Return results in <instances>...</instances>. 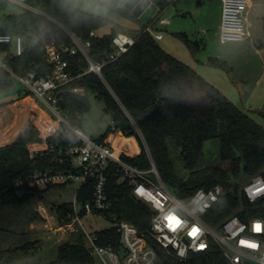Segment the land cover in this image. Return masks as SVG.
Wrapping results in <instances>:
<instances>
[{
  "label": "trees",
  "instance_id": "16d2710c",
  "mask_svg": "<svg viewBox=\"0 0 264 264\" xmlns=\"http://www.w3.org/2000/svg\"><path fill=\"white\" fill-rule=\"evenodd\" d=\"M97 1L119 17L138 23L139 28L134 33L136 41L128 51L104 65L103 79L92 72L84 73L87 63L80 54L66 56L72 74L84 73L65 86L60 103L70 122L79 124L82 113L89 107V94L92 93L103 101V112L110 114L114 127L124 136L137 138L141 151L127 159L142 167L148 165L143 138L161 179L179 198L188 200L197 189H208L218 183L222 185L223 192L214 210L216 219L232 214L240 204L248 206L233 178L242 171L249 180L264 168V128L191 66L166 52L151 34L143 32L146 24L124 7L125 0ZM4 2L0 0V5ZM28 4L32 9L27 8L9 17L13 19L11 33L23 36L26 43L21 55L8 57L10 67L19 75L29 71L38 76L51 73L52 66L41 40L70 45L71 40L60 24L88 38L91 30L109 22L107 17L87 12L67 0H28ZM165 4L161 1L160 8ZM262 25L264 28V16ZM0 31H8L6 23ZM117 31L113 24L109 33L92 39L91 56L94 59H100L104 51L111 50V39ZM32 35L39 40L29 45ZM179 36L192 51L199 47L198 40H192L182 32ZM4 51L7 54L12 52L10 44L0 46V53ZM209 62L215 66L224 64L216 57H210ZM14 85V81L1 71L0 89L8 91ZM75 87L82 88L83 92H71ZM197 88L207 91L202 111H198L188 98ZM18 95L17 99H20L30 93L22 88ZM64 139V136L54 134L46 141L49 144L62 143ZM213 139H218L219 155L225 166L201 164L203 145ZM40 140L39 129L29 121L12 142L0 145V206L24 202L30 195L43 197L49 187L22 186L26 193L22 198L16 195L15 181L31 174L35 167L70 168L69 165L51 163L49 155L30 159L27 145ZM97 140L107 142L106 135ZM174 158L179 159L188 171L186 177L177 174ZM106 174V191L111 207L108 211L96 213L112 218L114 225L95 233L98 244L117 246L119 232L115 223L126 220L134 224L139 234L157 251L161 264H220L222 257L215 250L207 259L204 255H195L187 261H179L167 253L148 233L153 211L133 195L131 184L120 178L115 165L109 164ZM92 190L93 181L89 180L78 188L77 199L85 202L91 198ZM67 208L68 204L56 208V216L61 223ZM7 252L9 250L0 252V260ZM47 264H94V259L81 234L73 240L61 242L57 257Z\"/></svg>",
  "mask_w": 264,
  "mask_h": 264
},
{
  "label": "built area",
  "instance_id": "2783aa9c",
  "mask_svg": "<svg viewBox=\"0 0 264 264\" xmlns=\"http://www.w3.org/2000/svg\"><path fill=\"white\" fill-rule=\"evenodd\" d=\"M166 4L174 0H162ZM221 22L219 38L221 42L240 41L248 34V28L252 22L247 17L251 6L250 0H220ZM146 24L143 32L151 34L155 39H161L163 34L154 30V24H164L168 21L160 19L158 12ZM71 40L70 45H56L51 40L42 39L46 56L52 66L51 73L38 76L34 71L19 75L9 65V58L19 56L23 52L26 43L21 35H13L10 31H0V46L11 44L14 41L15 48L7 54L0 53V72L3 71L13 81H17L23 90L37 103L41 110V116L34 123L41 130L40 120L48 123L46 136L40 134L41 140L29 143L27 150L29 158L50 156V162L59 165H69L68 169H54L53 167H35L31 174L18 179L14 185L17 189L22 186L37 187L40 189L52 185L77 183L78 188L89 180L93 181L91 198L81 202L75 197L68 204L62 223L58 228L68 227L72 229L74 223L82 224V219L87 214L108 211L111 201L106 191L107 174L109 164L116 167V172L122 179H127L132 186L133 195L144 202L153 211L149 235L179 261H187L195 255H204L207 259L212 251H217L222 261L220 264H264V168L243 186L242 193L248 202V206L239 205L235 211L221 219H216L215 209L219 196L223 192L221 184L212 187L197 189L188 200H182L163 182L150 154V151L142 138L148 165L142 167L130 162L127 158L134 157L132 152L122 149L112 141L99 142L92 139L78 125L70 122L60 105L65 86L74 78L84 73L92 72L103 79L102 69L105 64L113 61L135 43L134 35L125 31H117L111 39V50L104 51L100 59L91 56L92 39L100 35L95 31L89 32L88 38L76 33L71 28L60 24ZM30 40L28 44H34ZM80 54L87 63L84 73L74 75L69 69L67 55ZM9 57V58H8ZM70 90V89H68ZM71 92L81 93L83 89L75 87ZM114 140L118 138V129ZM62 135L65 137L62 143L46 141L50 135ZM127 138L124 143L139 145L137 138ZM119 141V140H117ZM137 141V142H136ZM137 143V144H136ZM141 147L139 145V152ZM77 188V190H78ZM173 219H169V218ZM59 221V220H57ZM178 222V223H177ZM119 232L117 246L100 245L95 234L86 233L91 245L88 247L92 255H97L103 264H161V257L157 251L139 234L137 227L129 221L122 220L115 223ZM259 225V230H257ZM199 229L198 235H190L192 229ZM255 244L256 247H251ZM204 245L202 249L199 247Z\"/></svg>",
  "mask_w": 264,
  "mask_h": 264
},
{
  "label": "rangeland",
  "instance_id": "374dc122",
  "mask_svg": "<svg viewBox=\"0 0 264 264\" xmlns=\"http://www.w3.org/2000/svg\"><path fill=\"white\" fill-rule=\"evenodd\" d=\"M0 5V28L6 23L11 32L13 15L22 13L32 7L28 0H4ZM73 6L90 13L99 14L109 19V22L96 29L98 34L110 31L113 22L116 29H126L121 24V17L97 0H67ZM160 4L161 0H151ZM256 11L251 16L253 26L250 28L251 37L246 36L239 42H221L219 24L221 17L220 0H175L161 9L160 19H166L167 25L159 24L157 20L154 30L163 34V39L157 43L169 54L193 66L209 82L218 87L224 95L239 109L248 114L264 128V30L261 17L264 15V0H253ZM251 21V22H252ZM130 34L135 33L126 29ZM186 33L190 39L198 40V48L192 51L187 43L179 36ZM32 41L37 40L32 35ZM259 43L263 50L258 51ZM14 50V41L10 44ZM210 56L226 63V67L213 66L209 63ZM14 88L0 89V145L10 143L29 121L35 123L41 116L37 103L30 97L18 98L21 85L14 81ZM89 107L80 117L78 126L92 139L106 135L108 141L114 140L116 131L112 117L103 112L104 103L89 94ZM40 134L46 136L48 123L40 120ZM43 125V127H42ZM136 138V137H135ZM120 141L116 143L119 145ZM122 149L133 152L135 146L123 143ZM135 152V151H134ZM175 170L181 177H186L188 171L182 162L174 158ZM202 165H221L226 163L219 155L218 139L207 140L203 145ZM239 190L249 181L241 171L233 178ZM169 187V186H168ZM78 185L69 182L64 185H53L46 189L43 197L30 195L21 203H5L0 206V252L9 250L0 260V264H47L58 254V245L66 240H73L78 235L84 236L86 246L91 242L86 233L95 234L99 230L114 225L112 218L102 213L87 214L82 224L76 222L72 229L58 228L56 208L58 205L73 202ZM170 188V187H169ZM173 193L178 194L170 188ZM179 197V196H178ZM61 223V222H60ZM94 264H103L99 256L93 255Z\"/></svg>",
  "mask_w": 264,
  "mask_h": 264
},
{
  "label": "water",
  "instance_id": "95a60500",
  "mask_svg": "<svg viewBox=\"0 0 264 264\" xmlns=\"http://www.w3.org/2000/svg\"><path fill=\"white\" fill-rule=\"evenodd\" d=\"M123 5L143 24L148 23L158 10V6L151 0H125ZM206 96L207 91L204 88H197L191 91L188 98L198 111H202L204 108L202 101ZM25 193L24 189L16 190L19 198H22Z\"/></svg>",
  "mask_w": 264,
  "mask_h": 264
},
{
  "label": "crops",
  "instance_id": "0c3cea01",
  "mask_svg": "<svg viewBox=\"0 0 264 264\" xmlns=\"http://www.w3.org/2000/svg\"><path fill=\"white\" fill-rule=\"evenodd\" d=\"M162 1V0H161ZM175 1V0H174ZM173 1V2H174ZM251 1V6L249 7V9H248V12H247V17H248V19H250L251 20V16L254 14V12L256 11V7H255V2L253 1V0H250ZM157 6H160V4H156ZM168 4H165L164 6H163V8L165 7V6H167ZM220 5H221V1H220ZM163 8H161V9H163ZM160 12H158L157 14H159ZM156 14V13H155ZM154 14V15H155ZM264 16V15H263ZM262 16V17H263ZM262 17H261V20H262ZM120 18V17H119ZM221 18V17H220ZM121 21H115V22H122L121 24H124L125 23V27H126V29L128 28V29H131L132 31H135V32H137V29L139 28V25H138V23H136V22H133V21H130V20H128V19H124V18H121L120 19ZM252 21V20H251ZM220 22H221V19H220ZM113 24H114V22H113ZM147 24V23H146ZM156 24V23H155ZM155 24H154V26H155ZM159 24H161V23H159ZM168 24V22L167 23H164V24H161V25H167ZM253 26V21H252V24H251V26L248 28V34L246 35V36H248V37H251L252 36V33L250 32V28ZM263 26V25H262ZM219 27H220V24H219ZM153 28H155V27H153ZM126 29H118V31H125V32H127L126 31ZM110 30H111V28H110ZM263 30H264V28H263ZM96 31V30H95ZM97 32V31H96ZM110 32V31H109ZM108 32V33H109ZM160 32V31H159ZM128 33V32H127ZM180 33V32H179ZM182 33H184V32H182ZM105 34H107V33H105ZM186 34V33H185ZM99 35H103V34H99ZM131 35H133V34H131ZM245 36V37H246ZM189 37V36H188ZM164 37L162 36V38L161 39H163ZM161 39H158V40H161ZM245 39V38H244ZM243 39V40H244ZM229 42H239V41H229ZM262 44L263 43H259V47H261L260 49H258V51L259 52H261L262 50H263V47H262ZM264 52V51H263ZM210 57H213V56H210ZM209 57V58H210ZM209 58H208V61H209ZM263 59H264V57H263ZM224 62V61H223ZM210 63V62H209ZM211 64V63H210ZM211 65H213V64H211ZM190 66V65H189ZM213 66H215V65H213ZM206 82H208V83H210V84H212L211 82H209L208 80H206V78L204 77V76H202L193 66H191ZM220 67H226V63L224 62V64H223V66H220ZM213 86H215L214 84H212ZM216 87V86H215ZM216 88H218V87H216ZM219 89V88H218ZM220 90V89H219ZM221 91V90H220ZM222 92V91H221ZM223 93V92H222ZM224 94V93H223ZM27 97V96H26ZM29 97V96H28ZM31 98V97H30ZM119 133V135H118V138L116 139V140H113L112 142H113V144L114 145H116V143L118 142L117 140H119L120 141V144L121 143H124V141H126V139H123V138H127L126 136H124L123 135V133L119 130L118 131ZM17 135L18 134H16V136H15V138L17 137ZM14 138V139H15ZM129 138H133L134 140H136L133 136H129ZM13 139V140H14ZM137 142V141H136ZM119 144V145H120ZM137 144V143H136ZM118 145V146H119ZM134 146H135V152L133 151L132 152V155H136V154H138V152H139V145L137 144V145H135V143H134Z\"/></svg>",
  "mask_w": 264,
  "mask_h": 264
},
{
  "label": "snow or ice",
  "instance_id": "6c2138e0",
  "mask_svg": "<svg viewBox=\"0 0 264 264\" xmlns=\"http://www.w3.org/2000/svg\"><path fill=\"white\" fill-rule=\"evenodd\" d=\"M169 219L171 220V219H173V218L170 217ZM177 223H178V222H177ZM257 230H259V225H257ZM198 232H199V229L196 228V227H194V228L192 229L190 235H191L192 237H196V236L198 235ZM250 246H251V247H256L255 244H251ZM199 247L202 249V248L205 247V246H204V245H200Z\"/></svg>",
  "mask_w": 264,
  "mask_h": 264
},
{
  "label": "bare ground",
  "instance_id": "6f19581e",
  "mask_svg": "<svg viewBox=\"0 0 264 264\" xmlns=\"http://www.w3.org/2000/svg\"><path fill=\"white\" fill-rule=\"evenodd\" d=\"M27 97H28V96H27ZM27 97H26V98H27ZM42 127H43V125H42Z\"/></svg>",
  "mask_w": 264,
  "mask_h": 264
}]
</instances>
